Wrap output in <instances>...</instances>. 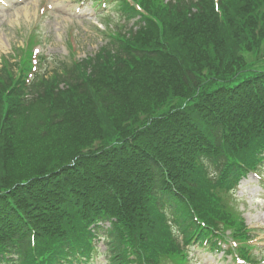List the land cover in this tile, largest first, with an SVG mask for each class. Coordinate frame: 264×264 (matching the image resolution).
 I'll return each instance as SVG.
<instances>
[{
	"label": "trees",
	"instance_id": "trees-1",
	"mask_svg": "<svg viewBox=\"0 0 264 264\" xmlns=\"http://www.w3.org/2000/svg\"><path fill=\"white\" fill-rule=\"evenodd\" d=\"M243 1L224 0L225 9ZM261 3L250 0L241 17L236 15L234 30H226L212 11L202 22L181 28L177 50L184 61L197 55L203 67L196 85L201 83L205 103L195 122L190 113L182 119L169 113L165 102H153L137 120H129L137 110L121 106L133 102V87L136 93L149 88L151 80L145 79L113 96L102 93L111 98L103 97L104 104L83 117L79 137L81 130H71L67 119L72 112L54 122L30 107L12 117L7 130L0 123V255L16 254L15 264H54L65 245L87 242L90 223L115 218L106 239L110 264H123L127 255L158 264L181 252L166 225L168 212L178 232L199 237L220 216L232 220L220 190L233 185L243 167H252L264 147V71L249 68L243 58L264 46ZM163 134L164 143L152 141ZM115 136L137 142L127 153L132 175L125 177L122 166L115 173L96 169L86 164L85 154L67 167L88 146L84 139L91 144ZM35 211L40 223L33 220ZM31 232L38 238L35 256L27 251Z\"/></svg>",
	"mask_w": 264,
	"mask_h": 264
},
{
	"label": "rangeland",
	"instance_id": "rangeland-1",
	"mask_svg": "<svg viewBox=\"0 0 264 264\" xmlns=\"http://www.w3.org/2000/svg\"><path fill=\"white\" fill-rule=\"evenodd\" d=\"M12 4L13 2L9 4L8 8L0 9V56L11 53L13 46L25 45V41L32 35L34 28L32 21L37 16L31 8H27V4ZM86 16L90 21L97 19L93 14H86ZM87 19H83L81 26L76 31L80 46L78 56L95 50L101 39L97 29ZM34 23L40 29L38 31L39 38L45 39L41 44L43 54L45 56L53 54L62 58L66 52V24L64 22L59 25L52 24L45 17H38ZM47 35L50 36L51 45ZM262 175L264 176V170ZM235 199L247 227L260 229L255 232L256 238L252 244L263 247L264 250V182L248 175L239 184L235 192ZM252 251L253 254L257 252L253 249ZM189 257L191 261L189 264H238L229 256L225 257L222 252H214L208 248L192 247ZM91 264H105L104 258L99 257Z\"/></svg>",
	"mask_w": 264,
	"mask_h": 264
}]
</instances>
